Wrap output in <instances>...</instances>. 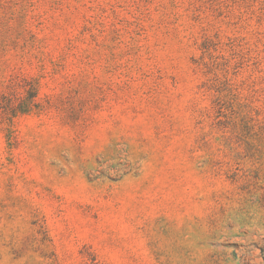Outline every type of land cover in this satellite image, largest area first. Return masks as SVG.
I'll return each instance as SVG.
<instances>
[{"label":"rangeland","instance_id":"rangeland-1","mask_svg":"<svg viewBox=\"0 0 264 264\" xmlns=\"http://www.w3.org/2000/svg\"><path fill=\"white\" fill-rule=\"evenodd\" d=\"M0 264H264V0H0Z\"/></svg>","mask_w":264,"mask_h":264}]
</instances>
